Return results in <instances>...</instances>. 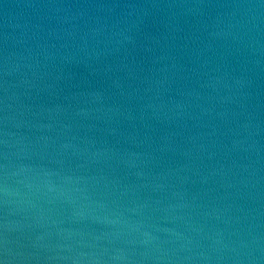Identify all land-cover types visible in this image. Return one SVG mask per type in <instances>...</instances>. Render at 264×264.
<instances>
[{
	"label": "water",
	"instance_id": "1",
	"mask_svg": "<svg viewBox=\"0 0 264 264\" xmlns=\"http://www.w3.org/2000/svg\"><path fill=\"white\" fill-rule=\"evenodd\" d=\"M0 264H264V0H0Z\"/></svg>",
	"mask_w": 264,
	"mask_h": 264
}]
</instances>
